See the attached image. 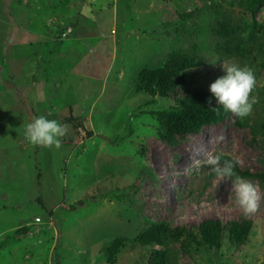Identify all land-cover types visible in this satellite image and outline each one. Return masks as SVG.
Listing matches in <instances>:
<instances>
[{"label": "rangeland", "instance_id": "1", "mask_svg": "<svg viewBox=\"0 0 264 264\" xmlns=\"http://www.w3.org/2000/svg\"><path fill=\"white\" fill-rule=\"evenodd\" d=\"M198 94L229 116L165 138ZM208 219L251 231H176ZM0 264H264V0H0Z\"/></svg>", "mask_w": 264, "mask_h": 264}, {"label": "trees", "instance_id": "2", "mask_svg": "<svg viewBox=\"0 0 264 264\" xmlns=\"http://www.w3.org/2000/svg\"><path fill=\"white\" fill-rule=\"evenodd\" d=\"M229 57V53L219 55V59L222 61L228 60ZM202 63V60L191 61L172 57L168 64L159 70H143L139 75V80L146 91L151 90V86L154 84L158 96L168 98L170 91L176 85L174 77L187 68ZM230 110L228 104L222 103L211 96L198 94L180 101L173 109L158 112L157 116L164 129L165 138L172 139L176 135L198 133L205 126L219 123L229 116ZM63 122L73 123L76 130L84 128L82 123H76L72 116L64 119ZM87 134L91 135L90 132ZM232 174H235V172L233 171ZM176 231L196 240L199 244L209 247H219L221 233L225 231L230 242L235 245H243L250 234L251 223L232 222L223 225L218 220L208 219L201 221L197 226L190 229L182 228L176 229ZM154 234H158V232L155 231Z\"/></svg>", "mask_w": 264, "mask_h": 264}, {"label": "crops", "instance_id": "3", "mask_svg": "<svg viewBox=\"0 0 264 264\" xmlns=\"http://www.w3.org/2000/svg\"><path fill=\"white\" fill-rule=\"evenodd\" d=\"M71 42H72V41H70V43H71ZM70 43L67 44V46H65V51H66V52H67L66 49H68L69 47L72 48L73 51H79V50H78L79 47H78V45H77L76 43H75V44H74L73 42H72L73 44H70ZM56 46H58V45H56ZM76 46H77V48H73V47H76ZM76 49H77V50H76ZM59 51H64V50H58V52H59ZM66 52H65V53H66ZM60 53H61V52H60Z\"/></svg>", "mask_w": 264, "mask_h": 264}, {"label": "built area", "instance_id": "4", "mask_svg": "<svg viewBox=\"0 0 264 264\" xmlns=\"http://www.w3.org/2000/svg\"><path fill=\"white\" fill-rule=\"evenodd\" d=\"M70 32H71V29L66 30V31L64 32V34H63V37H65L66 35H68Z\"/></svg>", "mask_w": 264, "mask_h": 264}]
</instances>
